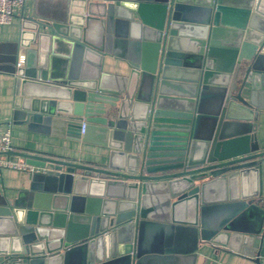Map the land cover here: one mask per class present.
<instances>
[{"label": "water", "instance_id": "water-1", "mask_svg": "<svg viewBox=\"0 0 264 264\" xmlns=\"http://www.w3.org/2000/svg\"><path fill=\"white\" fill-rule=\"evenodd\" d=\"M55 1L22 17L13 105L106 162L0 152L39 168L27 196L0 194V264H136L156 208L183 253L209 242L256 260L264 0ZM104 17L131 41L121 78L103 70Z\"/></svg>", "mask_w": 264, "mask_h": 264}, {"label": "crops", "instance_id": "crops-1", "mask_svg": "<svg viewBox=\"0 0 264 264\" xmlns=\"http://www.w3.org/2000/svg\"><path fill=\"white\" fill-rule=\"evenodd\" d=\"M98 2L103 5L105 0H98ZM57 5L55 0H27L22 7L14 11L10 22L0 25V130L10 129L11 143L15 150L30 151L82 163L102 164L106 162L107 149L105 147L62 137L57 132H52L50 126L43 120L24 118L22 110L13 105V76L10 69L14 58L17 59L18 54L23 53L16 49L22 17L32 12L43 13ZM102 22L108 41V54L104 57L103 70L113 71L121 78L122 74L128 71L127 57L131 46L130 38L123 37L124 29L116 31L120 32L118 36L114 35L115 32H110L105 17ZM94 35L96 36L95 33ZM51 60L55 64H63L64 58L57 53ZM252 126L251 134L258 142L260 149L264 150V111L258 114ZM259 163L258 185L261 194L256 201L261 213L256 223L259 231L256 236L259 240L257 252L259 256L256 260L255 254L251 257L233 250L222 249L209 242L198 243V248L193 253H183L173 237L162 235L163 231L158 221H167L168 217L166 213L156 208L154 215L156 221L152 223L154 226L147 229V240L151 243L149 246L153 250L137 258L136 264H264V157ZM34 173L7 167L0 168V194L5 193L7 197L12 198L27 196L37 184L33 180ZM152 197V203L158 205L153 194ZM214 216H217V213H214ZM246 227L252 226L247 225ZM167 238H169L168 242L174 241L176 245L171 243L168 245ZM171 238L172 241H169ZM188 245L187 241L182 242V250L187 249ZM248 246L252 247L251 244ZM168 247L172 248L171 252ZM173 249L179 250L177 254L173 252Z\"/></svg>", "mask_w": 264, "mask_h": 264}, {"label": "built area", "instance_id": "built-area-1", "mask_svg": "<svg viewBox=\"0 0 264 264\" xmlns=\"http://www.w3.org/2000/svg\"><path fill=\"white\" fill-rule=\"evenodd\" d=\"M27 0H0V25L10 22L14 11L22 7ZM24 62V54L19 53L15 65L21 66ZM83 132V126L81 128ZM10 129L0 130V152L12 150ZM7 167L20 171L36 172L39 168L25 163L23 160H13L9 156L0 154V168Z\"/></svg>", "mask_w": 264, "mask_h": 264}]
</instances>
